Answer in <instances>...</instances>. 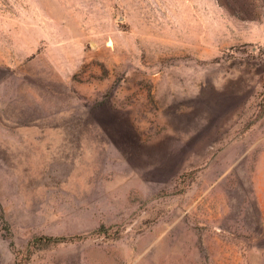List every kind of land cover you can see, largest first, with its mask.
<instances>
[{
	"label": "rangeland",
	"instance_id": "1",
	"mask_svg": "<svg viewBox=\"0 0 264 264\" xmlns=\"http://www.w3.org/2000/svg\"><path fill=\"white\" fill-rule=\"evenodd\" d=\"M0 264H264V0H0Z\"/></svg>",
	"mask_w": 264,
	"mask_h": 264
},
{
	"label": "trees",
	"instance_id": "2",
	"mask_svg": "<svg viewBox=\"0 0 264 264\" xmlns=\"http://www.w3.org/2000/svg\"><path fill=\"white\" fill-rule=\"evenodd\" d=\"M48 239H50V238H48Z\"/></svg>",
	"mask_w": 264,
	"mask_h": 264
}]
</instances>
